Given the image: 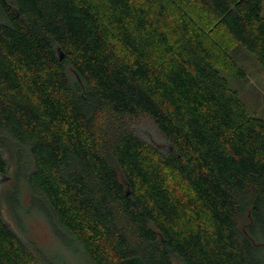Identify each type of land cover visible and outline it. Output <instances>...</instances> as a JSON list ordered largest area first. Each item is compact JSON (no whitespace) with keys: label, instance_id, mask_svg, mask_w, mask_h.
I'll return each instance as SVG.
<instances>
[{"label":"trees","instance_id":"obj_1","mask_svg":"<svg viewBox=\"0 0 264 264\" xmlns=\"http://www.w3.org/2000/svg\"><path fill=\"white\" fill-rule=\"evenodd\" d=\"M263 5L0 0V176L89 264H264V120L220 69L264 66ZM0 264L55 262L0 212Z\"/></svg>","mask_w":264,"mask_h":264},{"label":"rangeland","instance_id":"obj_2","mask_svg":"<svg viewBox=\"0 0 264 264\" xmlns=\"http://www.w3.org/2000/svg\"><path fill=\"white\" fill-rule=\"evenodd\" d=\"M211 35L215 41L219 40L216 31ZM224 46L225 43H222L220 48ZM229 54L235 69L242 72V78L220 68L222 74L231 88L239 93L248 113L264 120V66L241 46L231 48ZM142 135L153 142H161V138L149 125L143 127ZM0 212L12 229L26 241L39 247L55 264H89L77 244L47 215L45 207L39 201L33 202L23 170L14 159H10L8 173L0 176ZM175 264L180 262L175 260Z\"/></svg>","mask_w":264,"mask_h":264}]
</instances>
